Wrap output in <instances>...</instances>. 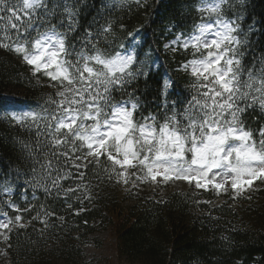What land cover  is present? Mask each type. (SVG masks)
Segmentation results:
<instances>
[{
	"label": "snow or ice",
	"instance_id": "6c2138e0",
	"mask_svg": "<svg viewBox=\"0 0 264 264\" xmlns=\"http://www.w3.org/2000/svg\"><path fill=\"white\" fill-rule=\"evenodd\" d=\"M114 2L124 6L127 0ZM85 5L86 0H0V49L18 55L33 74L42 73L60 89L38 109H0V119L35 131V146L18 141L30 163L26 171L16 170V178L24 176L34 195L42 189L46 198L75 197L81 204L90 199L77 195L85 170L102 163L124 184L135 172L152 181L181 179L216 190H225L230 179L238 194L264 182V52L245 62L254 33L244 23L247 0H200L201 22L189 35L177 34L164 44L173 54L191 49L193 58L175 69L190 76L188 95L183 102L170 99L176 85L168 76L159 82L154 111L146 110L144 93L137 94L141 81L148 89L151 57L126 55L110 20L75 37L79 47L73 42ZM120 28L132 39L138 34ZM250 112L259 113V127L247 123ZM214 169L223 172L212 174ZM12 193V181L0 184V194ZM0 203L13 207L11 201ZM41 208L43 216L54 215ZM41 222L47 226V220ZM8 226L0 221V227Z\"/></svg>",
	"mask_w": 264,
	"mask_h": 264
},
{
	"label": "trees",
	"instance_id": "16d2710c",
	"mask_svg": "<svg viewBox=\"0 0 264 264\" xmlns=\"http://www.w3.org/2000/svg\"><path fill=\"white\" fill-rule=\"evenodd\" d=\"M125 5L114 0H86L79 12V29L73 34V42L79 47L75 37L85 30L96 31L110 20L118 33L116 45L122 43L126 55L138 54L140 60L151 57L148 89H144L141 81L137 93H144L146 110H155L154 96L159 82L168 76L176 85L170 99L183 102L191 78L175 71L181 60L166 52L164 43L170 34L189 35L193 26L200 23L197 11L200 0H148L137 17ZM244 23L245 27L252 25L254 29L245 60L250 63L253 54L264 52V0H247ZM121 24L128 31L138 32L135 39L121 30ZM170 24L175 26L166 31L165 26ZM31 70L18 55L0 49V109L17 112L38 109L47 95L57 91L56 82ZM11 86L20 88L23 96L7 95L6 90ZM258 117V112H250L246 117L249 126L259 127L255 123ZM35 140L34 130L29 133L0 119V184L12 181L13 187L11 195L0 194V201H11L13 205L9 208L0 203V216L15 220L21 214L27 222L26 226L11 223L7 264H88L81 248L98 222L114 225L117 256L129 264H264V186L255 189L245 200L226 197L217 203L208 202L214 198L210 191L193 187L187 191H144L129 195L126 187L117 182L120 178L116 173L107 163H102L100 167L85 170L86 178L77 193L81 197L89 195L90 199L81 204L75 197L66 199L53 194L46 198L42 189H37L34 195L24 176L16 178V170L26 171L30 163L23 160L25 153L18 141L35 146ZM64 186L68 187L69 183ZM41 205L54 215L43 216ZM80 208L84 211H79ZM42 220H47V226Z\"/></svg>",
	"mask_w": 264,
	"mask_h": 264
},
{
	"label": "rangeland",
	"instance_id": "374dc122",
	"mask_svg": "<svg viewBox=\"0 0 264 264\" xmlns=\"http://www.w3.org/2000/svg\"><path fill=\"white\" fill-rule=\"evenodd\" d=\"M147 1L148 0H140V4L135 2L131 4L129 10L133 17L139 16L144 11L145 6L141 5H147ZM199 14L202 19L201 13ZM175 37L176 35L170 34L166 43L174 40ZM112 38L113 37L111 36V39ZM167 52H169L175 58L179 57L182 62H186L187 60L193 58L191 55V49H189L188 52L180 49L176 54H173L171 51ZM185 56H187V58H185ZM6 94L11 96H22L23 92L20 88L11 86L6 90ZM117 169L119 170L118 166ZM222 172L223 169H214L212 174H218ZM130 180L132 181V184H130L127 189L128 191H131L129 195H134L139 191H151L157 189H160L163 193L176 190H188L191 185L195 183H188L181 179L165 181L161 177H158L156 181H152L150 177H144L143 173L140 172H137V175L130 178ZM216 180L217 182H220L221 176L216 175ZM257 183L258 181H255L253 186H256ZM214 190L218 195V200L223 199L224 195L228 193H231V195L237 194L231 188L230 179L226 180L225 182V190ZM2 222L8 223L9 226L7 229L0 227V264H7L6 239L8 230L10 229V223L6 219H3ZM18 224L24 225L25 223L23 221H18ZM81 249L83 259L88 264H129L123 260H120L117 256V239L115 227L109 222H105L103 224L98 222L95 224L93 233L87 235Z\"/></svg>",
	"mask_w": 264,
	"mask_h": 264
}]
</instances>
